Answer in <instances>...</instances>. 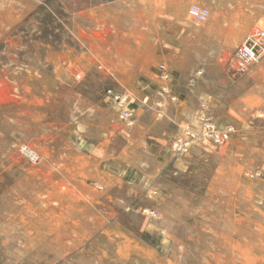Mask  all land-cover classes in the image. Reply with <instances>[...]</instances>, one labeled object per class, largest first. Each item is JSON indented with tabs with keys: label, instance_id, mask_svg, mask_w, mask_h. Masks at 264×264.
Instances as JSON below:
<instances>
[{
	"label": "rangeland",
	"instance_id": "obj_1",
	"mask_svg": "<svg viewBox=\"0 0 264 264\" xmlns=\"http://www.w3.org/2000/svg\"><path fill=\"white\" fill-rule=\"evenodd\" d=\"M256 29L264 0H0V264H264ZM203 114L228 141L175 153Z\"/></svg>",
	"mask_w": 264,
	"mask_h": 264
},
{
	"label": "built area",
	"instance_id": "obj_2",
	"mask_svg": "<svg viewBox=\"0 0 264 264\" xmlns=\"http://www.w3.org/2000/svg\"><path fill=\"white\" fill-rule=\"evenodd\" d=\"M188 16L194 23H203L208 17V11L205 8L196 4H191L188 8ZM264 52V31L254 30L249 32L242 44L237 47L233 53V60L235 62V70L240 74L247 73L252 64H254ZM162 69L161 78H167V72L164 65H161ZM165 93H168V89L165 85L161 88ZM112 94L111 91H108ZM115 100L124 102L126 100L125 95L117 93L113 96ZM171 100H174V96H170ZM131 112L125 110V114H121V118L130 117ZM200 130L195 132L191 129H185L177 138L172 141V150L178 154H185L189 151L192 144L204 140L212 144L221 145L226 143L229 139L232 127L224 125L221 128L216 127L214 122L205 114L199 118ZM21 151L31 160L36 161L37 156L34 151L29 147H21Z\"/></svg>",
	"mask_w": 264,
	"mask_h": 264
},
{
	"label": "crops",
	"instance_id": "obj_3",
	"mask_svg": "<svg viewBox=\"0 0 264 264\" xmlns=\"http://www.w3.org/2000/svg\"><path fill=\"white\" fill-rule=\"evenodd\" d=\"M168 102V101H167ZM170 103V102H169ZM180 112V114L179 115H183V113H184V111L182 110V109H180V110H178V109H176V115L175 116H173L174 117V119L175 118H177L178 117V114L177 113H179ZM188 115H186L184 118H188V119H190L189 121H190V124H192V123H194L193 122V118H194V121H195V112H193L192 114H190L188 117H187ZM188 121V122H189Z\"/></svg>",
	"mask_w": 264,
	"mask_h": 264
}]
</instances>
